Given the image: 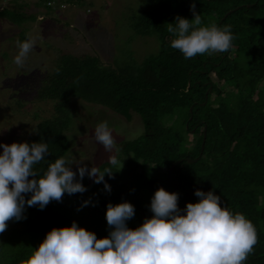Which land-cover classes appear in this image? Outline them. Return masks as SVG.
<instances>
[{
  "label": "trees",
  "instance_id": "trees-1",
  "mask_svg": "<svg viewBox=\"0 0 264 264\" xmlns=\"http://www.w3.org/2000/svg\"><path fill=\"white\" fill-rule=\"evenodd\" d=\"M8 2L14 4L2 7L0 18L18 27L61 5L58 0H36V8L45 9L42 13L28 12L25 0ZM193 2L202 26H231L234 40L228 52L185 59L171 47L175 36L167 31L168 23L175 27L177 17L193 19ZM146 4L132 17L131 27L139 36L156 37L158 53L140 64L132 60L104 64L93 54H60L35 95L40 102L53 104V114L40 119L34 134L18 143L48 144L50 154L34 165L37 178L43 176L50 163L71 149L72 100L101 106L128 120L135 112L144 134L123 145L127 159L119 171L113 168L114 178L105 175L110 192L103 182L83 178L84 193H65L61 202L51 201L44 209L25 204L26 218L12 220L18 227L0 233V264H26L48 232L74 221L98 239L107 237L109 203H131L135 216L126 224L135 229L145 220L140 211L150 206L161 187L178 193L181 214L187 203L199 201L197 189L220 196L221 206L243 214L256 228L258 242L244 264H264V0H146ZM26 31L19 32L22 42ZM179 160L183 161L169 178V168ZM106 167L111 165L99 166ZM30 197L25 194V200ZM85 201L90 202L84 205ZM152 215L150 209L144 211L145 217Z\"/></svg>",
  "mask_w": 264,
  "mask_h": 264
},
{
  "label": "clouds",
  "instance_id": "clouds-1",
  "mask_svg": "<svg viewBox=\"0 0 264 264\" xmlns=\"http://www.w3.org/2000/svg\"><path fill=\"white\" fill-rule=\"evenodd\" d=\"M193 19L176 18V26L168 23L167 31L175 38L171 47L179 50L185 59L198 55L228 52L234 36L231 26L223 28L215 24L202 26V18L192 3ZM36 38L29 37L17 42L19 49L14 58L23 67L28 54L34 49ZM59 72V69H57ZM95 139L110 155L111 167L90 169L83 163L76 164L61 157L50 163L43 176L38 177L34 165L50 154L48 144L17 143L0 144V233L6 231L8 222L24 217L25 204L44 209L51 201L61 202L65 193H84L87 189L80 182L85 175L94 183H104L105 175L114 178V172L123 167L118 158L120 149L107 121L95 128ZM116 168L117 171H113ZM31 177V179H30ZM31 197L25 200V194ZM196 203H187L181 214L178 193L159 188L151 203V218L142 225L130 229L126 221L135 216V208L129 202L109 203L106 221L111 229L107 237L96 234L74 221L71 226L53 228L27 259L26 264H244L258 242L253 223L241 213H233L221 206L220 196L212 191L197 189ZM90 201H85L87 205ZM83 206V205H82ZM79 210V209H78Z\"/></svg>",
  "mask_w": 264,
  "mask_h": 264
},
{
  "label": "rangeland",
  "instance_id": "rangeland-1",
  "mask_svg": "<svg viewBox=\"0 0 264 264\" xmlns=\"http://www.w3.org/2000/svg\"><path fill=\"white\" fill-rule=\"evenodd\" d=\"M36 0H25L28 12H45L36 8ZM61 5L50 15H40L36 21H28L21 27L0 18V144H11L28 139L34 134L35 125L42 118L53 114L51 102H40L36 93L44 76L50 72L62 53L75 56L93 54L104 64L113 60L119 63L134 61L142 63L156 55L160 44L156 37L139 36L131 27V19L145 7L146 0H77L73 3L58 0ZM13 2L0 0V9L12 7ZM27 29L26 39L36 38L34 49L28 54L23 67L14 63L22 42L19 32ZM23 106H19V103ZM75 125L71 134L72 146L64 158L72 161V170L83 163L90 169L108 162L110 155L95 139L96 126L104 121L112 131L118 158L125 161L122 147L144 134L139 114L132 112L129 120L101 106L72 100ZM3 149L0 148V154ZM84 178L93 180L85 175ZM18 227L8 222L5 234Z\"/></svg>",
  "mask_w": 264,
  "mask_h": 264
},
{
  "label": "water",
  "instance_id": "water-1",
  "mask_svg": "<svg viewBox=\"0 0 264 264\" xmlns=\"http://www.w3.org/2000/svg\"><path fill=\"white\" fill-rule=\"evenodd\" d=\"M231 12H232V11L228 12V13L225 15V17H226L227 15H229ZM225 17H224V18H225ZM211 89H212V87L210 86L208 92L211 91ZM208 92H207L206 95H205L206 97H207V95H208ZM205 140H206V132H204V134H203V143H202V146H201L202 150H203V148H204ZM182 161H183V160H179V161H177V162H175V163H173V164L171 165V167L169 168V171H168V177H169V178L171 177V173H172V170L174 169V167H175L178 163H180V162H182ZM186 161H187L188 163H193V162H196L197 159H194V160L187 159ZM148 209H150V206H147V207H145L144 209H142V210L140 211V214H141V216L143 217V219H146V218H147V217L144 216V211H145V210H148Z\"/></svg>",
  "mask_w": 264,
  "mask_h": 264
}]
</instances>
